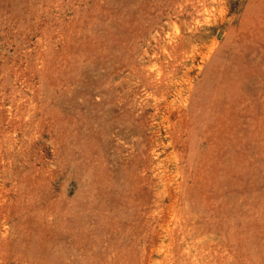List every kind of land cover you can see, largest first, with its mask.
I'll list each match as a JSON object with an SVG mask.
<instances>
[{
	"label": "rangeland",
	"instance_id": "rangeland-1",
	"mask_svg": "<svg viewBox=\"0 0 264 264\" xmlns=\"http://www.w3.org/2000/svg\"><path fill=\"white\" fill-rule=\"evenodd\" d=\"M0 264H264V0H0Z\"/></svg>",
	"mask_w": 264,
	"mask_h": 264
}]
</instances>
